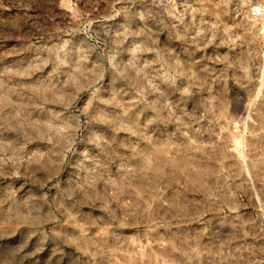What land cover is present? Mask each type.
Segmentation results:
<instances>
[{
	"label": "rangeland",
	"instance_id": "obj_1",
	"mask_svg": "<svg viewBox=\"0 0 264 264\" xmlns=\"http://www.w3.org/2000/svg\"><path fill=\"white\" fill-rule=\"evenodd\" d=\"M0 264H264V0H0Z\"/></svg>",
	"mask_w": 264,
	"mask_h": 264
}]
</instances>
